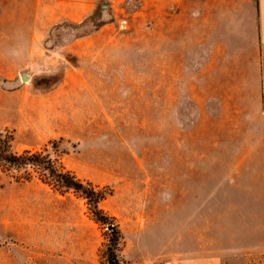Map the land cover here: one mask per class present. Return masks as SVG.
Instances as JSON below:
<instances>
[{
	"label": "rangeland",
	"instance_id": "rangeland-1",
	"mask_svg": "<svg viewBox=\"0 0 264 264\" xmlns=\"http://www.w3.org/2000/svg\"><path fill=\"white\" fill-rule=\"evenodd\" d=\"M232 1L0 0V136L115 225L0 167V264H264L254 62L214 32Z\"/></svg>",
	"mask_w": 264,
	"mask_h": 264
},
{
	"label": "trees",
	"instance_id": "trees-1",
	"mask_svg": "<svg viewBox=\"0 0 264 264\" xmlns=\"http://www.w3.org/2000/svg\"><path fill=\"white\" fill-rule=\"evenodd\" d=\"M9 143L10 137L0 136V167L2 172L22 173L15 178L25 181L32 179V174L36 173L43 183L52 186L60 193H67L72 190L76 195L84 196L90 204L95 221L109 226L113 231L115 230L113 219L98 208L99 202L104 199L101 192L88 188L89 185L86 187L70 171L65 170L58 160L52 158L49 153L25 151L22 154H17L11 151ZM11 177L14 178V176ZM113 260L114 264H119L117 260Z\"/></svg>",
	"mask_w": 264,
	"mask_h": 264
},
{
	"label": "crops",
	"instance_id": "crops-1",
	"mask_svg": "<svg viewBox=\"0 0 264 264\" xmlns=\"http://www.w3.org/2000/svg\"><path fill=\"white\" fill-rule=\"evenodd\" d=\"M240 4L219 13L214 32L229 51L240 58L248 55L254 62L255 84L264 111V0H241Z\"/></svg>",
	"mask_w": 264,
	"mask_h": 264
},
{
	"label": "water",
	"instance_id": "water-1",
	"mask_svg": "<svg viewBox=\"0 0 264 264\" xmlns=\"http://www.w3.org/2000/svg\"><path fill=\"white\" fill-rule=\"evenodd\" d=\"M27 79H28V77H27L26 75H24V76L22 77V80H23V81H27Z\"/></svg>",
	"mask_w": 264,
	"mask_h": 264
}]
</instances>
